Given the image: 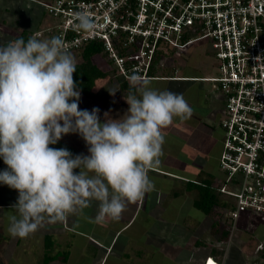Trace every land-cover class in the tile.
<instances>
[{
  "label": "clouds",
  "instance_id": "clouds-1",
  "mask_svg": "<svg viewBox=\"0 0 264 264\" xmlns=\"http://www.w3.org/2000/svg\"><path fill=\"white\" fill-rule=\"evenodd\" d=\"M73 19L78 31L96 29L87 11ZM74 72L75 57L59 36L0 45V158L7 165L0 183L18 191L8 227L14 238H27L46 221L63 222L93 201L94 223L118 221L127 204L154 191L148 172L161 162L163 129L193 114L182 94L133 76L136 92L124 97L129 108L123 118L101 122L98 108H79ZM69 133L83 138L88 155L50 147Z\"/></svg>",
  "mask_w": 264,
  "mask_h": 264
},
{
  "label": "crops",
  "instance_id": "crops-1",
  "mask_svg": "<svg viewBox=\"0 0 264 264\" xmlns=\"http://www.w3.org/2000/svg\"><path fill=\"white\" fill-rule=\"evenodd\" d=\"M49 1L51 0H0V45L6 46L8 42L17 38H23L27 42L34 33L53 25L54 22L50 25L45 18L47 13L43 3ZM97 62L100 65L107 64L108 69L114 73L113 68L102 55L97 56ZM158 71L159 69L153 79H147L150 82L149 86L159 91L169 90L182 94L192 108L193 114L187 120L174 118L173 123L177 126L167 127L163 131L165 141L162 145L161 162L158 167L148 172L149 178L154 183V191L146 194L141 201L127 204L121 218L118 221L109 220L105 226L93 222L98 212V202L93 201L91 206L85 208L82 213L72 215L73 222H69L70 227L67 229L66 223L70 215L63 222L48 223L46 221L36 232L21 239L12 237L8 232L9 216L16 214L12 205L17 202L18 191L0 183V264H206L209 258L213 260V264H228L229 256L225 253V249L227 247L230 249L233 243L231 245L230 237L227 243L223 242L220 237L222 234L216 233V230L214 232L211 227L214 221H217L221 225V231L225 229V225H231L232 233L234 224L231 221L229 224L230 219L227 216L230 217V215L227 210L218 211L215 217L196 208V196L191 203L189 201L193 209L205 213L210 220V231L207 230L206 239L197 238L193 232L191 233L193 239L189 243L178 240V232L164 228L161 221L164 217L158 210L166 198H169L171 202L172 198L177 200L172 209H179L177 208L179 198L187 197L182 196L193 191L187 189L188 181L200 182L210 174L215 179L222 175L220 156L223 150L224 132L221 126L220 130L216 127V120H219L218 124H220L225 116L224 101L219 95L212 109L207 111L206 89L202 85L206 82L205 77L187 74L161 76ZM111 79L113 76L97 83L98 96L95 98L85 97L80 92L79 108L90 112L93 108H98L101 122L114 119V108L119 104L129 108L124 98L130 93L129 89L118 88L116 84L110 82ZM161 81L165 84L159 83ZM168 82L177 83L168 85ZM197 82L202 84L199 87L195 84L191 85ZM192 88L197 90L195 96L192 94ZM112 90H116L115 94L110 92ZM123 115L124 113L119 118L122 119ZM50 147L66 148L72 150L75 155L76 153L89 154L88 146L78 133L64 135ZM6 168L7 165L0 158V171ZM180 182L185 186V192L177 191L176 186ZM175 188L176 190L173 191ZM149 198L153 199L151 204H149ZM139 210V214H142V217L144 215L146 225L138 230H132L131 235L138 240L143 238V242L132 246L125 244L124 241L119 243L120 236L136 223L135 216ZM178 213L179 211L171 214V218L176 215V222ZM83 216L90 220L89 228L82 229L74 221ZM249 219L252 218L244 215L235 226L243 229L241 223L244 222V230L252 233L258 223L251 226ZM174 224L170 223L172 229L178 228L173 227ZM250 228L253 229L250 230ZM65 235L68 238H65ZM246 239L239 236L236 240V246H239L236 262L239 258L242 260L239 261L240 264L242 262L250 264L251 261H255L256 252L264 250L263 239L259 241L255 253L250 248L246 250L243 248L246 246L244 244ZM147 251H151L156 259L149 260Z\"/></svg>",
  "mask_w": 264,
  "mask_h": 264
},
{
  "label": "built area",
  "instance_id": "built-area-1",
  "mask_svg": "<svg viewBox=\"0 0 264 264\" xmlns=\"http://www.w3.org/2000/svg\"><path fill=\"white\" fill-rule=\"evenodd\" d=\"M43 5L55 21L33 36H59L70 53L99 42L105 61L129 84L133 76L153 79L152 69L163 66L165 57H176L195 42L209 43L217 74L204 80L213 83L225 107L222 175L215 185L231 197L226 210L234 225L246 212L264 213V0H51ZM82 10L92 15L94 31L76 30L73 17Z\"/></svg>",
  "mask_w": 264,
  "mask_h": 264
},
{
  "label": "rangeland",
  "instance_id": "rangeland-1",
  "mask_svg": "<svg viewBox=\"0 0 264 264\" xmlns=\"http://www.w3.org/2000/svg\"><path fill=\"white\" fill-rule=\"evenodd\" d=\"M47 13V11H46ZM46 20H48V22H50V25L55 21V19L53 17H51L48 13L46 15ZM54 20V21H53ZM45 29H42V31H45ZM40 39V38H38ZM43 39H46L45 37ZM42 40V39H41ZM82 50V49H81ZM103 57H107L106 54L103 52L102 53ZM81 57H78L77 60H80ZM160 65H163L161 67H158L159 71V75L161 76H182L184 74L187 75H191V76H203L205 78H211L216 76L217 74V67H216V61L214 60V55L211 52V50L209 49V43H205L202 41L199 42H195L192 45H189L186 49L183 50V52L178 53V56L174 57L173 54H171L170 56L165 57L164 59H162L160 61ZM114 71V70H113ZM111 83L116 84V86L119 87H123V81L122 78L118 77V75L114 72L113 75V79L110 80ZM162 84H165V82H159ZM177 82H168V85H176ZM150 84V83H149ZM195 84L196 87H199L200 84L202 83H191ZM212 82L209 80H206V82L202 85H204L205 89H206V109L207 111H209L210 109H212V105L215 104V99L219 98V93L215 92L214 88L212 87ZM167 85V86H168ZM106 86V84H105ZM194 87V86H193ZM113 88V87H112ZM153 88V87H152ZM169 89V87H168ZM193 89V88H192ZM210 90H212V93L209 94ZM191 91V89H190ZM192 94L195 96V94H197V90L193 89L192 90ZM208 95V96H207ZM127 111V107H122L121 104H119V106H116L114 108V119H119V117L124 113H126ZM207 113V112H206ZM121 114V115H120ZM219 120H216V127L220 130V124H218ZM177 125L175 123H172L170 127H176ZM222 129V128H221ZM166 129H164L163 131H165ZM68 148V147H67ZM72 154V150H69ZM75 154H73L74 156ZM76 155H79V153ZM75 172H79V169H75ZM216 180V179H215ZM232 185V184H229ZM177 187V191H183L185 192V186L183 185L182 182H180V184H178ZM176 190L173 189V191ZM165 191H167L165 189ZM197 192L195 190H193L192 192H188L185 193L182 197L184 198H179L178 200V204L177 208L179 209H172L173 206L176 204L177 200H173L172 198V202L169 200V198H166L165 202L162 204V206H160L161 208L158 209L160 210V212H162V216L164 217L161 221L162 224L164 225V228H168L171 230H173V232H178L179 236L178 240H181L182 242H191L193 239V232L195 233L194 236H196L197 238H200L201 240L206 239L207 235H208V231H210V220L206 217L205 213L198 211L197 209H193L192 206L190 205L191 200H193V198H195ZM224 199H228L230 200L231 197H229L228 195L224 194L223 195ZM165 198V197H164ZM149 204L152 203V198H149ZM187 201V202H185ZM190 201V203H189ZM175 203V204H174ZM179 211V213L177 214V222L175 220L176 215H174L171 218V214ZM216 212L218 211V209L215 210ZM220 211V210H219ZM222 211V210H221ZM140 210L136 213L135 219H136V223L134 224L133 227L130 228L129 231H127L126 233L122 234L119 238V243H124L125 244H129L130 246L132 245H138L139 242H143V238H141L140 240H138V238H134V235L132 236L131 232L132 230H138L140 229L142 226H145L146 224L144 221V215L142 217V214H139ZM142 212V211H141ZM244 215H246V217L248 218H252L249 219V222H251V226H255V223H258V225L255 227V229L250 228V230H254L252 233L251 232H246V230H244V226L245 223L242 222L241 223V227L242 228H237L235 225H233L232 227V233L230 236L229 241L231 242V245L233 243V246L229 249L228 247L225 249V253L228 254L229 258H228V264H240L239 261H242L238 258V262H236L237 259V254L238 253V249L239 246H236V240L240 237H246V243H244L246 246H243V248L249 249L255 253L256 251V247L259 243V241H261L263 239L264 241V213H256V215L253 213L251 214V212H246ZM166 216V217H165ZM227 216V215H226ZM230 221L233 222L229 216H227ZM150 220V218H149ZM148 220V221H149ZM76 221L77 225H80V227L82 229H86L89 228L90 226V220L88 218H86L85 216L83 217H78ZM147 221V223H148ZM69 222L72 223L73 219H72V215H70V218L67 219V223H66V229L69 226ZM170 223H175L173 225V227H178L175 229H172ZM249 226V225H248ZM247 226V227H248ZM212 227V226H211ZM192 233V234H191ZM69 235V233H67ZM248 234V236H247ZM65 238H68V236L65 235ZM119 247V246H118ZM258 250V249H257ZM264 253V250L261 252H256L255 255V261H251L250 264H264V255L262 254ZM146 254L148 255V259L152 260L153 258L156 259L154 256V254H152L151 251H147ZM195 257V256H194ZM235 257V259L233 260V258ZM249 258V257H248ZM210 264H213V262H210ZM243 264V262L241 263Z\"/></svg>",
  "mask_w": 264,
  "mask_h": 264
},
{
  "label": "trees",
  "instance_id": "trees-1",
  "mask_svg": "<svg viewBox=\"0 0 264 264\" xmlns=\"http://www.w3.org/2000/svg\"><path fill=\"white\" fill-rule=\"evenodd\" d=\"M32 37V36H31ZM103 46L99 42H92L84 49L71 52L76 60V72L73 74L74 81L77 84L78 89L85 97L95 98L98 96L96 93V85L99 81L112 77V73L108 69V65L103 63L100 65L97 62V56L102 55ZM80 60H77L78 57ZM103 56V55H102ZM159 57L156 58L157 62ZM156 73V68L152 69V76ZM123 87L129 89V92H135V88L131 87L129 83L123 82ZM189 191L195 190L197 196L195 198V206L207 215L217 216L219 210H226L229 205V200L224 199L223 193L215 185V177L210 174L206 179L195 182L188 181L186 184ZM218 209L216 212L215 210ZM212 225L213 231L222 234L220 237L223 242L227 243L231 233V225H225V229L221 231V225L214 221ZM264 255V253H262ZM212 262V261H211Z\"/></svg>",
  "mask_w": 264,
  "mask_h": 264
}]
</instances>
